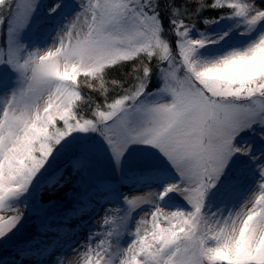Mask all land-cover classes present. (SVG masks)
Instances as JSON below:
<instances>
[{"label": "snow or ice", "instance_id": "1", "mask_svg": "<svg viewBox=\"0 0 264 264\" xmlns=\"http://www.w3.org/2000/svg\"><path fill=\"white\" fill-rule=\"evenodd\" d=\"M66 6L34 34L40 0H0V264H264V0H55L47 15ZM133 178L150 191L120 193ZM58 193L74 201L59 226ZM94 193L123 207L71 259H45L29 218L72 231Z\"/></svg>", "mask_w": 264, "mask_h": 264}, {"label": "rangeland", "instance_id": "2", "mask_svg": "<svg viewBox=\"0 0 264 264\" xmlns=\"http://www.w3.org/2000/svg\"><path fill=\"white\" fill-rule=\"evenodd\" d=\"M55 2V0H40V8L38 10L36 20L39 22V28H34V34H46L51 33L53 28L60 23V21L72 12V8L66 6L62 12L55 18L50 19L47 15V9ZM78 0H65L66 5L76 4ZM32 35V34H30ZM83 77V76H81ZM79 77V79L81 78ZM3 95L0 94V101L3 100ZM110 165L108 161H104L99 166L97 175H110L113 182H118V177L109 171ZM150 191L149 185L146 182L139 181L133 178L128 184H120L119 192L129 196H142L146 195ZM63 193H58L53 199L55 200V207L51 208L48 215L53 216L54 219L52 223L54 225H63V217L69 212L73 206V200L71 199V194L69 198H63ZM44 199H48L47 196ZM123 207L119 195L112 193L105 194H93L92 195V206L90 210H87L82 218L70 219L67 223V229H73L72 231L64 232H47L38 233L37 229V218L35 215L31 216L28 220V226L26 229V235H38L41 241V246L51 245L50 251L54 252L52 257H45L49 261L55 258V255H67L68 259H71L72 247L80 248L81 245L86 243L85 237L90 231L95 232L97 229L103 231L100 224L101 215L105 207L113 208ZM147 205L144 209L138 210L137 213H133L134 221L139 220L141 215H146ZM3 214V213H0ZM79 225V227H76ZM83 249H81L82 251Z\"/></svg>", "mask_w": 264, "mask_h": 264}, {"label": "trees", "instance_id": "3", "mask_svg": "<svg viewBox=\"0 0 264 264\" xmlns=\"http://www.w3.org/2000/svg\"><path fill=\"white\" fill-rule=\"evenodd\" d=\"M118 75V74H117ZM81 82H83V80H84V77H81L80 79H79ZM85 91L87 92L88 90L87 89H85ZM93 95H95L94 93H93Z\"/></svg>", "mask_w": 264, "mask_h": 264}]
</instances>
